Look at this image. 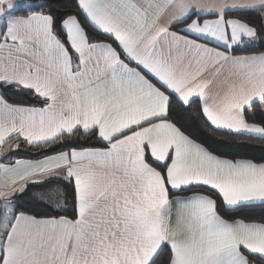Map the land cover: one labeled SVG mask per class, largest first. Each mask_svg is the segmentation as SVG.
Wrapping results in <instances>:
<instances>
[{
	"label": "snow or ice",
	"instance_id": "1",
	"mask_svg": "<svg viewBox=\"0 0 264 264\" xmlns=\"http://www.w3.org/2000/svg\"><path fill=\"white\" fill-rule=\"evenodd\" d=\"M74 4L58 18L0 0V264H264V215L245 219L264 214V162L222 158L173 119L195 108L264 140V51L235 54L261 38L264 0ZM29 185L55 215L22 209Z\"/></svg>",
	"mask_w": 264,
	"mask_h": 264
},
{
	"label": "trees",
	"instance_id": "2",
	"mask_svg": "<svg viewBox=\"0 0 264 264\" xmlns=\"http://www.w3.org/2000/svg\"><path fill=\"white\" fill-rule=\"evenodd\" d=\"M49 3L53 6V14L59 15L63 14L66 11H75L74 0H48ZM48 11V9H45ZM22 14V13H18ZM254 15V14H253ZM247 18V17H245ZM262 21L253 20L257 26ZM260 39L264 40V32L260 33ZM264 51V41L260 42L256 48H250L243 51H237L235 54H252L260 53ZM0 91H4L0 89ZM7 99L16 104L30 105L33 103L31 97H26L23 94L15 95L13 92H5ZM38 106V105H37ZM173 119L177 122L179 126L182 127V130L185 131L187 135L201 143L209 151H212L214 154L228 159H251L255 162H264V140L259 139H243L237 138L234 134H225L222 132H213L209 127L205 126L203 118L199 116L193 108L189 112H184L182 110H177L173 114ZM256 119L259 121L260 116L257 114ZM97 141L89 139L87 137L80 138V144L86 147L96 145ZM24 151H17L18 156L15 157H25L27 159H38L34 153H29L27 148H22ZM60 187H64L61 185ZM29 188H32L29 185ZM39 190L32 188V191L28 192L27 195L19 194L22 196L20 204L22 209L29 214L36 215L37 217H47L55 215L57 212L56 207L50 204H40L38 200L33 199L34 194ZM68 197L67 204L64 205L65 211L61 212L62 215L71 216L72 214V198H71V188H67ZM261 210L256 209L252 215L245 217L248 221L260 222L262 219Z\"/></svg>",
	"mask_w": 264,
	"mask_h": 264
},
{
	"label": "crops",
	"instance_id": "3",
	"mask_svg": "<svg viewBox=\"0 0 264 264\" xmlns=\"http://www.w3.org/2000/svg\"><path fill=\"white\" fill-rule=\"evenodd\" d=\"M262 41H264V40H261V39L257 40L254 48H256V47L258 46V44H259L260 42H262ZM256 45H257V46H256ZM249 49H250V48H249ZM245 50H246V49H245ZM258 54H260V53H252V54H236V55H258ZM17 151H24V150H22V148H21V149H16V150H15V152H17ZM9 154H12V153H5V155H9ZM15 158L27 159V158H25V157H15ZM0 160H3V157H0ZM61 203H63V202H61ZM53 206H54V205H53ZM54 207H55V206H54Z\"/></svg>",
	"mask_w": 264,
	"mask_h": 264
},
{
	"label": "rangeland",
	"instance_id": "4",
	"mask_svg": "<svg viewBox=\"0 0 264 264\" xmlns=\"http://www.w3.org/2000/svg\"><path fill=\"white\" fill-rule=\"evenodd\" d=\"M257 46V45H256ZM37 193H35L34 195H36ZM19 195V194H18Z\"/></svg>",
	"mask_w": 264,
	"mask_h": 264
}]
</instances>
